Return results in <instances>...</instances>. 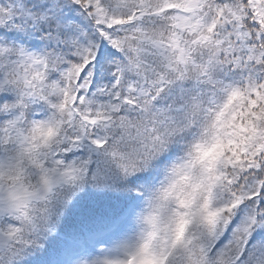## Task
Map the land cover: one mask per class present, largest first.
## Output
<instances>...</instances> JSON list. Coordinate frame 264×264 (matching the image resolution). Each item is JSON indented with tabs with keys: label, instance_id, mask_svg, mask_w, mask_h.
<instances>
[{
	"label": "trees",
	"instance_id": "obj_1",
	"mask_svg": "<svg viewBox=\"0 0 264 264\" xmlns=\"http://www.w3.org/2000/svg\"><path fill=\"white\" fill-rule=\"evenodd\" d=\"M0 231V264H264V0H0Z\"/></svg>",
	"mask_w": 264,
	"mask_h": 264
},
{
	"label": "rangeland",
	"instance_id": "obj_2",
	"mask_svg": "<svg viewBox=\"0 0 264 264\" xmlns=\"http://www.w3.org/2000/svg\"><path fill=\"white\" fill-rule=\"evenodd\" d=\"M95 257L93 264H111V257H107L106 254Z\"/></svg>",
	"mask_w": 264,
	"mask_h": 264
}]
</instances>
